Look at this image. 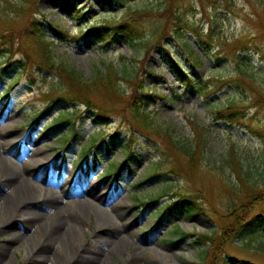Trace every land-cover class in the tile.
<instances>
[{"label":"rangeland","instance_id":"rangeland-1","mask_svg":"<svg viewBox=\"0 0 264 264\" xmlns=\"http://www.w3.org/2000/svg\"><path fill=\"white\" fill-rule=\"evenodd\" d=\"M36 1L39 14L31 18L38 16L46 26L56 20L58 32L63 35L59 38L49 30L45 37L47 42L54 43L56 61L70 65L85 80H90L97 69L104 71L105 63H113L120 71L128 70L131 75L138 71L147 89L164 97L150 98L145 105L154 120L155 128L151 132L141 131L127 120V98L132 95L133 87L126 82L119 83L125 99H118L107 91L92 97L98 105L113 108L107 123L96 122L94 114L90 113L67 125L58 124L62 111L79 113L84 112L85 107L53 104L49 95L56 83H60L59 77L42 70L33 59L29 63L25 60L28 48L23 42L29 21L20 18L18 8L26 3L0 0V43L3 38H13L14 48L20 49L7 72L1 68L8 56L0 55V159L8 167L17 168L29 187L60 196L62 214L46 209L42 212L44 218H40L39 223L45 226L46 232L58 220L75 224V231L71 230L66 241L67 262L53 247L49 252L53 258L45 264H84L90 258H98L94 264H129L133 259L136 264H211L216 261L218 264H264L263 228L242 239H236L232 233L227 240L224 238L220 251L211 252L207 259L205 251L209 245L199 238L204 234L223 236L225 225L231 223L221 216L226 215L230 197L227 184L234 181L231 168L226 164L232 151L250 170L260 190H264V17L256 14V8L248 0H233L230 10L215 9L211 4L213 0H203L209 5L206 16L201 12V0H114L109 7L99 0H80L78 6L90 12L87 22L117 16V21L136 23L143 30L141 39L129 40L120 35L103 48L100 43L80 35L84 22L68 16L66 9L49 0ZM170 1L181 8L192 4L196 13L188 10L187 20L196 22L204 35L211 32L216 41L211 50L200 45L194 34L184 32L189 50L185 49L183 40L169 38L166 47L156 48L148 55L143 44L152 43L159 36L167 20L159 16ZM26 7L29 12L34 11L32 6ZM241 41L243 44L238 46ZM221 43L226 44L221 46ZM190 51L200 56L201 66L191 67ZM218 53H221L220 58L216 56ZM169 54L194 76L193 88L180 84L167 63ZM150 70L158 79L148 76ZM218 78L223 85L210 82ZM57 92L65 91L60 86ZM230 106L236 108L240 117L237 123L219 117L218 111ZM44 111L45 114L40 115ZM196 126L205 138L198 171L189 179L168 174L176 157L165 133L181 141L180 144L189 145L196 140ZM74 130H78L77 135ZM101 133L107 136L117 133L118 139L113 141L109 137L99 149L91 151L94 137H100ZM67 139L69 143H65ZM36 151H41V155H36ZM130 151L133 159L124 161ZM156 165L160 166L159 173L152 175ZM112 166L118 177L109 175ZM39 177L48 178L49 182L43 184ZM63 181L64 188H60L58 182ZM75 184L98 186L103 200L91 199L93 206L89 213L80 209L82 205L77 206L76 202L90 198L69 195ZM164 192L169 195L162 197ZM176 192L201 196L208 213L192 217L185 213L165 215L164 211L180 200V196L174 195ZM36 206L32 203L28 207ZM214 209L219 210V214ZM8 214L0 213V264H37L32 252L34 248L44 247L45 236L38 239L34 224H28L24 215L12 210ZM101 216H106L109 224L99 222ZM8 234H18L25 241L15 242L2 257ZM119 235L125 244L121 250L111 253L104 240L117 243ZM231 257L247 262L234 263Z\"/></svg>","mask_w":264,"mask_h":264},{"label":"trees","instance_id":"trees-1","mask_svg":"<svg viewBox=\"0 0 264 264\" xmlns=\"http://www.w3.org/2000/svg\"><path fill=\"white\" fill-rule=\"evenodd\" d=\"M27 6H32L34 9L33 12H29L26 5L19 7L18 10L21 13L20 18L23 20L27 19L29 26L25 28L28 32H25L24 38L25 44L28 48L26 49L27 53L25 60L28 62L31 59L42 69L50 73H55L59 79L60 83L53 87L49 96H52L53 104L67 103L72 106H77L81 104L85 107L84 112L73 113V111L65 110L62 111L61 120L58 124H69L74 119H82L84 114H94V119L100 124L107 123L112 115V109H108L105 104L98 105L93 100V95L95 93L102 94V91H107L114 96H117L118 99H125L124 95L120 92L119 83L126 82L133 87V92L130 97L127 98L126 112L129 111L126 115L127 120L132 122V124L143 132H151L154 130V120L151 117V112L149 113L145 105L150 98L153 100L163 99L164 97L158 95L156 91L152 92L144 84V80L139 77V72L135 71L134 75L127 70L120 71L113 63L104 64L105 70L102 71L97 69L96 73L90 80H85L82 74L66 64L65 62H58L54 56L52 45L54 43L47 42L45 37L47 32L50 30L57 37L63 38L62 33L58 32L57 21H50L49 26L43 24L40 19L37 17H32L31 15L39 14L38 10V1L36 0H23ZM51 4L59 6L61 9H66L68 16L75 17L79 21L84 22V29L80 32L81 36L92 39L95 42L100 43L103 48H107L112 44L115 39L124 35L129 40H134L135 38L141 39L143 36V30L130 21H117V16L111 17L110 19H103L100 22L91 23L90 21H85L87 16L90 14L89 10H83L82 7L78 6L80 0H49ZM114 0H99V2L106 7L111 6ZM233 0H213L211 3L212 6L216 8H225L230 10L231 3ZM248 2L256 8V14L258 16L264 17V0H248ZM210 4V5H211ZM200 8L202 14L206 16V12L209 8V5L206 6L203 3V0L200 2ZM190 10L193 13H196L192 4L187 5L186 8H181L178 3L173 1L167 5V8L160 14L159 17L166 18L165 25L161 30L157 39L150 43L143 44V47L146 49L148 55L151 54L152 50L156 48L166 47V42L169 38L171 39H180L183 40V44L186 50L190 49V45L186 38L184 37V32H190L194 34L197 38V41L200 45L205 47L208 50L212 49V46L215 44V39L211 36V32L208 35H204L203 32L196 27V22H190L187 20L186 12ZM21 34V31H17ZM171 33H173L171 35ZM1 36V35H0ZM10 38L8 40H1L0 43V55H7L8 59L4 64V67L1 68L2 71L7 72L12 68L11 60L14 58V55L20 49H15V41ZM220 43V41H218ZM238 46L243 44V41L239 42ZM226 43H221L225 45ZM236 44V43H235ZM234 44V45H235ZM220 58L221 53L216 55ZM188 61L191 64V67L197 68L201 66L200 56L195 52L190 51L188 53ZM29 63V62H28ZM167 63L170 68L175 72L179 78L180 84L193 88L195 86L196 79L192 74L186 69L182 63L176 58L172 57L170 54L167 56ZM23 69L28 71V67L23 65ZM149 77H158L154 76L153 71H148ZM153 74V75H152ZM152 75V76H150ZM210 82H215L217 84L223 85L221 79H214ZM60 86L64 89V93L57 92V89H60ZM208 95L210 92L207 93ZM121 96V97H120ZM234 106L228 107V109L220 110L219 117L223 120H229L231 123H237L239 116L237 111H235ZM224 111V114L222 113ZM231 111L229 114L227 112ZM115 110L113 111V113ZM45 114V111L40 113V115ZM228 114V115H226ZM39 117L36 116V119ZM57 124V125H58ZM55 126L52 127V129ZM54 130V129H53ZM77 135L78 130H74ZM195 141L189 145L180 144L181 141L176 140L171 134L165 133V139L170 143V149L174 150L176 161L171 166V169L168 174H173L176 177L189 179L192 178V174L195 171H198V160L201 158V150L205 146V138L203 132L198 128L194 127ZM112 138L113 141L118 139V134H112L110 136L101 133L100 137H94L92 146L89 148L91 151L99 149L100 144L106 143L108 138ZM65 143H69V140H65ZM133 152L130 151L126 156L124 161H131L133 159ZM124 161L122 163H124ZM121 163V164H122ZM226 164L231 168V175L234 181H229L227 184V190H229L230 197L228 199L227 206L225 207L226 215L221 216L222 219L228 218L231 223L230 225H225L223 236L211 237V235L204 234L199 235V238L206 244L209 245V249L205 251L206 259L210 257L211 252H219L220 246L223 245L224 238L227 240L232 233L236 239L243 238L246 235L254 234L258 229H264V190H260L257 182L253 179L252 173L250 170L245 168L240 159L236 158L234 151H232L231 159L226 161ZM160 166L156 165V170H154L156 175L159 173L157 169ZM114 170L110 171L112 175ZM151 175V176H152ZM169 192L162 193V197L168 196ZM175 196H180V200L174 201L165 211V215L174 216L177 214H187L189 217L195 216L197 214H207L208 209L205 207V203L201 200V196H189V194H180L178 192L174 193ZM157 201V199H156ZM201 201V202H200ZM240 203H237L239 202ZM215 210V209H214ZM219 214V210H215ZM178 232L181 230L178 228ZM215 233L214 235H216ZM185 237L188 235L183 233ZM198 245H202L199 243ZM234 263L247 261H242L238 258H230ZM211 264H218V261ZM248 264V263H246ZM252 264V263H251Z\"/></svg>","mask_w":264,"mask_h":264},{"label":"bare ground","instance_id":"bare-ground-1","mask_svg":"<svg viewBox=\"0 0 264 264\" xmlns=\"http://www.w3.org/2000/svg\"><path fill=\"white\" fill-rule=\"evenodd\" d=\"M2 121V119L0 120ZM36 155H41V151H36ZM3 160L0 159V213L5 215H9V210H12L15 213H20L25 216V221L28 224H34L35 236L41 237L45 236V245L43 248H34L33 250V259L37 264H45L50 262L53 258V255H49V252L53 247L57 249L58 254L62 255L64 262L65 260L64 254L66 252V241L71 234V230L74 229V222L69 223L65 220H58L56 223L52 224V229L47 228V232L45 230V226L39 223L40 218H44L43 210L56 211L57 214H62V208L59 206L60 196L55 192H51L49 190L36 189L34 186H28L27 180L24 179L22 173L18 171V169H13L7 166ZM40 182L43 184H47L49 182L48 178H40ZM57 183V181H55ZM60 188H64L65 185L63 183H59ZM69 195L76 196H88L90 199L79 200L76 202V205H82V210L90 212V208H92V201L99 200L102 201L101 191L98 186L87 187L85 184L78 186L75 184V188L71 189ZM92 199V201H91ZM82 202V203H81ZM37 205L36 207H28L31 204ZM10 220V219H9ZM99 222L104 224H109L108 218L106 216H101L99 218ZM36 225V227H35ZM120 236V235H119ZM24 242V238L18 234L11 235L8 234L7 242L3 248L2 257L6 256L7 250L15 242ZM105 244L108 245L111 253L114 251H119L123 247L124 239L120 236L119 242L115 243L111 239L104 240ZM113 250V251H112ZM66 255V254H65ZM91 260L84 264H94L96 263L98 258H90ZM129 263V262H128ZM129 264H136L135 259L131 260Z\"/></svg>","mask_w":264,"mask_h":264}]
</instances>
